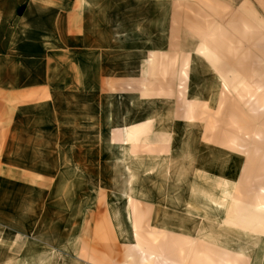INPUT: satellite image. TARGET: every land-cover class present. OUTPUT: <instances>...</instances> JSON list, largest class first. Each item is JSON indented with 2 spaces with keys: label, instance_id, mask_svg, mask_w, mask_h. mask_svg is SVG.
Segmentation results:
<instances>
[{
  "label": "crops",
  "instance_id": "0c3cea01",
  "mask_svg": "<svg viewBox=\"0 0 264 264\" xmlns=\"http://www.w3.org/2000/svg\"><path fill=\"white\" fill-rule=\"evenodd\" d=\"M71 8L56 0H0V264H105L111 247L131 244L136 217L130 205L143 207L150 227L170 212L150 199L151 189H171L167 200L177 201L180 194L172 189L185 185L176 181L192 182L199 198L209 187L205 180L230 184L241 170L236 152L210 142L178 113L168 117L166 103L131 101L127 200L120 212L115 191L101 184L103 173L116 171L109 158L113 167L121 161L120 151L114 155L121 121L109 116L104 100L111 70H103L102 54L82 50L87 33L79 40L69 33L74 18L88 21L87 13L73 17ZM206 70L207 80L194 75L193 90L199 94L206 84L211 106L221 76ZM157 124L167 126L156 132ZM153 166L163 173L158 186L150 184ZM137 173L144 180L139 193Z\"/></svg>",
  "mask_w": 264,
  "mask_h": 264
},
{
  "label": "rangeland",
  "instance_id": "374dc122",
  "mask_svg": "<svg viewBox=\"0 0 264 264\" xmlns=\"http://www.w3.org/2000/svg\"><path fill=\"white\" fill-rule=\"evenodd\" d=\"M56 1L71 3L73 17L87 13L82 25V20L72 18L69 33L78 40L87 33L82 50L102 54L103 70H111L104 77V100L109 102V116L121 121L120 146L116 143L114 151H120L121 161L113 167L109 158L116 171L103 173L101 184L105 192L115 191L120 212L127 200L123 193L131 148V101L166 103L168 117L176 112L185 124L195 123L210 142L236 152L242 161L232 183L209 178L199 198L192 182L176 181L185 185L172 189L180 194L177 201L167 200L171 189H151L150 199L162 201L170 212L150 227L143 207L130 205L136 217L131 244L111 247V254H103L104 263L264 264V0ZM209 67L221 76L212 107L207 105L206 84L199 94L193 90L194 75L207 80ZM161 120L157 114V123ZM166 126L157 124L155 131ZM140 147L137 152L142 154L146 148ZM137 174L139 193L144 180L143 173ZM161 174L153 166L155 179L150 184L158 186ZM103 231L108 233L105 227Z\"/></svg>",
  "mask_w": 264,
  "mask_h": 264
}]
</instances>
